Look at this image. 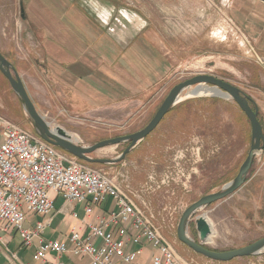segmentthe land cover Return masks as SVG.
I'll return each mask as SVG.
<instances>
[{
	"label": "rangeland",
	"instance_id": "obj_1",
	"mask_svg": "<svg viewBox=\"0 0 264 264\" xmlns=\"http://www.w3.org/2000/svg\"><path fill=\"white\" fill-rule=\"evenodd\" d=\"M34 1L37 0H0V51L16 69L25 72L31 70L30 66L35 70L44 54V31L35 22L37 14L41 18L42 13ZM72 1L68 8L72 6L73 10H84L77 0ZM84 1L100 8L107 5L103 1L109 2L107 6L112 8L118 9L119 5L121 10L137 18L140 24L132 23L121 28V82L125 81L128 95L121 102L122 108L105 110L101 116L75 113L76 110L71 109L67 103L69 100L60 99L57 95L56 98L49 96L43 99L37 95L29 81L33 97L36 95L34 99L38 111L51 126L64 128L73 138L76 137L74 140L77 142L92 145L104 139L139 131L150 122L176 84L198 74H213L229 81L250 97L259 94L256 87L260 85L254 79L259 78L257 72H263L264 65L257 63L251 55L246 41L228 19L222 0ZM65 7L60 9L64 10ZM85 18V21H77L81 25L86 22L88 27L98 30L94 35L95 40L108 34L107 28L99 25L96 20ZM106 26L112 32V26ZM117 36L115 34L111 37L119 41ZM111 37L108 48L115 45ZM135 42L141 47L138 52H135ZM97 46L102 49L101 44ZM118 59V54L111 55V65L116 64ZM3 81L5 85L2 88L8 89L11 95L13 91L10 84L0 72V85ZM209 98L211 96L193 97L191 100ZM222 100L232 105L231 102H234L232 99ZM223 106L227 107L223 111L227 113L224 119L228 128L229 115L232 113L233 135V107ZM15 117L21 120V116ZM248 122L238 107L236 154L234 146L231 149L218 148L214 144L209 146L203 136L194 139L191 144L173 146L171 142H165L164 134L159 135L155 130L152 137H146L141 147L131 155L127 154L120 163H82L113 178L122 190L136 199L139 206L153 214L164 237L176 251L172 240L180 243L177 226L184 210L201 197L221 190L237 175L250 149ZM127 146L128 142L112 145L92 156L116 158ZM219 155L222 156L221 165L210 162L214 157L219 159ZM229 160H232L231 164ZM244 196L245 192L242 191L239 197L231 201L223 204V201H218L198 211L192 218L189 235L217 251L242 248L263 238L264 214L262 216L258 210L263 206H245L247 201ZM57 206H60L59 200ZM200 215L209 220L208 232L212 231L203 240H200L194 223ZM36 218L43 220L44 217ZM180 244L198 264H264V252L220 263Z\"/></svg>",
	"mask_w": 264,
	"mask_h": 264
},
{
	"label": "crops",
	"instance_id": "obj_2",
	"mask_svg": "<svg viewBox=\"0 0 264 264\" xmlns=\"http://www.w3.org/2000/svg\"><path fill=\"white\" fill-rule=\"evenodd\" d=\"M77 2L84 10H73L72 6L68 8L69 3H73L72 0L34 1L42 13L41 18L37 14V21L35 22L41 27L45 35V40L43 39V60L37 64L35 70L30 66L31 70H26V72L20 71L16 69L15 65H12L22 78L37 108L38 105L34 99L36 95L33 97L30 85L35 89L37 95L43 99L49 96L56 98L57 95L60 99L69 100L70 102L67 103L71 109L76 110L75 113L101 116L105 110L119 108L120 106L122 108L121 102L128 96L125 91V81L121 82V28H126V25L132 23H140L137 18L126 10H121L119 5L118 9H116L112 8V6H107L110 5L109 2L103 1L107 5L104 8H100L97 5L95 6V4L92 5L89 1L77 0ZM222 4L226 7L228 19L240 32L247 43V47L251 45L264 57V3L259 0H222ZM51 5H55V7L53 8ZM64 5L66 6L65 9H60ZM47 7H50L51 10ZM85 16L93 18L99 25L107 28L109 35L103 34L99 40H95L94 35L98 30L88 27L86 22H82L84 25H81L77 21L78 19L85 21ZM106 25L112 26V32ZM141 28L142 26L139 29ZM115 34L118 35L119 41L116 37H111ZM110 37L115 45H111L108 48L107 45L111 43ZM98 44L102 45V49L98 48ZM134 48L135 52H138L137 50L141 49L140 44L135 42ZM117 54L119 57L117 63L111 65L110 56ZM258 72L259 78L256 77L254 82L260 85V87H256L259 89V94L252 98L259 109L258 116L264 131V71ZM29 81L32 82L30 85ZM4 85V81L1 82L0 118L27 131L35 138L41 139L23 109L18 96L12 88L13 92L10 95L8 89L2 88ZM186 92L182 94V99L180 98L157 126L155 129L157 133L159 135L164 134L165 142L167 144L171 142L173 146L188 145L194 139L203 136L209 146L214 144L218 148L229 149L234 146L236 150V117L239 107L237 103L232 99L234 102L231 103L234 106L227 104L222 99L231 98L222 96H211L207 100H191L193 97L183 98ZM223 105H229V108L233 107V125L235 129L233 135L232 113L229 115L228 128L224 119L227 113L226 110L223 111L227 107ZM240 111L243 113L241 109ZM72 113L74 114V112ZM15 116H21V120L19 121ZM248 123L251 145L252 127L250 121ZM3 128L4 126L0 123V145L3 141ZM154 131L149 135L150 137H152ZM73 139H76V137ZM146 139L139 142L128 155L137 151ZM236 153L237 150L235 151ZM218 157L219 159L214 157L210 162L212 161L214 165L215 163L221 165L223 162L221 160L222 156L219 155ZM231 161L229 160V164L232 163ZM260 161L261 164H259ZM226 162L228 161L226 160ZM242 191L245 192L244 199L247 201L245 206H263L258 209L263 216L264 150L254 157L252 168L243 188H240L232 196L221 200L223 201L221 204L239 197V193H242ZM58 200L60 206H57ZM86 203H66L65 200L58 197L55 199L54 211L48 216H43V220L36 218L40 215L28 213L25 227L33 229L38 222H48V226L40 233V236L47 241H64L68 238L73 227L83 228L86 231L87 224L95 218V216L90 217L85 214ZM114 205V202L109 199L106 204L96 211V216H106L112 211ZM251 211L253 212L252 208ZM74 214H77L78 217L75 218ZM130 234L134 235L132 231H130ZM169 237L172 240V236L170 235ZM3 238L5 246L0 248V264H42V262L35 259V253L39 246L38 237L34 239L31 246L24 247L19 233L13 227H9L3 232ZM172 242L175 243L176 247V264H198L180 247L181 242H178L179 244L175 240H172ZM138 247H141V245H138ZM142 247L143 254L139 257V261L142 264H152V256L155 249L146 242H144ZM136 248L137 246L133 242H129L126 251H132ZM12 255H16L17 259H13ZM48 259L51 261L55 260L56 254L50 253ZM58 260L65 264H92L91 258L88 256L63 254Z\"/></svg>",
	"mask_w": 264,
	"mask_h": 264
},
{
	"label": "built area",
	"instance_id": "obj_3",
	"mask_svg": "<svg viewBox=\"0 0 264 264\" xmlns=\"http://www.w3.org/2000/svg\"><path fill=\"white\" fill-rule=\"evenodd\" d=\"M248 48L256 62L264 65V57L251 45ZM0 123L4 126L0 145V248L5 246L3 232L13 227L24 247L39 238L35 259L42 264H65L58 260L63 254L88 256L92 264H142L139 257L144 242L155 249L152 264H176V251L154 215L139 206L113 178L1 118ZM58 196L66 203L87 202L85 214L95 218L86 231L75 226L66 240L47 241L40 233L48 222H38L33 229H27L25 223L28 213L50 215ZM109 199L115 204L112 211L96 216ZM129 242L137 248L126 251ZM50 253L56 254L55 260L48 259ZM12 258L17 259L16 255Z\"/></svg>",
	"mask_w": 264,
	"mask_h": 264
},
{
	"label": "water",
	"instance_id": "obj_4",
	"mask_svg": "<svg viewBox=\"0 0 264 264\" xmlns=\"http://www.w3.org/2000/svg\"><path fill=\"white\" fill-rule=\"evenodd\" d=\"M0 72L7 79L12 90L18 96L23 109L35 126L40 138L48 144L61 149L87 164L111 165L122 162L127 154L139 142L148 137L157 128L169 110L177 104L179 95L185 89L203 86L207 88H216L221 92L222 97L227 96L233 99L251 123L252 141L248 154L232 181L224 185L221 190L201 197L184 210L177 226V237L182 244L189 247L195 253L220 263H228L238 258L254 256L264 252V237L242 248L229 251H217L208 248L201 241L194 240L188 232L189 226L193 221L192 218L198 211L215 202L232 196L245 184L246 178L252 168L254 157L264 150V131L258 116L259 109L254 99L243 89L213 74L203 73L195 75L181 81L170 90L153 118L144 128L131 134L104 139L92 145H83L74 140L64 128L51 126V123H49L44 115L38 111L15 67L1 52ZM126 142L129 143L128 146L116 158H94L92 156L101 149ZM194 223L202 240L211 233L208 232L210 222L204 215L198 216L194 220Z\"/></svg>",
	"mask_w": 264,
	"mask_h": 264
},
{
	"label": "bare ground",
	"instance_id": "obj_5",
	"mask_svg": "<svg viewBox=\"0 0 264 264\" xmlns=\"http://www.w3.org/2000/svg\"><path fill=\"white\" fill-rule=\"evenodd\" d=\"M187 91L185 93V97H205V96H221V92L219 90H217L216 88H207V87H191L188 89H185L178 97L177 102L180 100V98L182 99V94ZM225 98H228L227 96H223ZM73 138V137H72Z\"/></svg>",
	"mask_w": 264,
	"mask_h": 264
},
{
	"label": "trees",
	"instance_id": "obj_6",
	"mask_svg": "<svg viewBox=\"0 0 264 264\" xmlns=\"http://www.w3.org/2000/svg\"><path fill=\"white\" fill-rule=\"evenodd\" d=\"M83 162V161H82ZM85 163V162H84Z\"/></svg>",
	"mask_w": 264,
	"mask_h": 264
},
{
	"label": "flooded vegetation",
	"instance_id": "obj_7",
	"mask_svg": "<svg viewBox=\"0 0 264 264\" xmlns=\"http://www.w3.org/2000/svg\"><path fill=\"white\" fill-rule=\"evenodd\" d=\"M129 144V143H128Z\"/></svg>",
	"mask_w": 264,
	"mask_h": 264
}]
</instances>
